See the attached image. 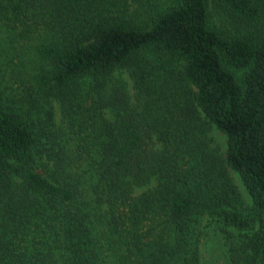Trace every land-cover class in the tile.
Listing matches in <instances>:
<instances>
[{
	"label": "trees",
	"instance_id": "obj_1",
	"mask_svg": "<svg viewBox=\"0 0 264 264\" xmlns=\"http://www.w3.org/2000/svg\"><path fill=\"white\" fill-rule=\"evenodd\" d=\"M37 31L0 76V264H202L205 218L264 264V0H0L6 64Z\"/></svg>",
	"mask_w": 264,
	"mask_h": 264
},
{
	"label": "rangeland",
	"instance_id": "obj_2",
	"mask_svg": "<svg viewBox=\"0 0 264 264\" xmlns=\"http://www.w3.org/2000/svg\"><path fill=\"white\" fill-rule=\"evenodd\" d=\"M229 31V30H228ZM230 33V32H229ZM43 35L40 31L35 32L31 35L30 40L25 44V47L22 50V55L19 53H13L12 51L8 52V59L11 60V64L5 63V56L0 51V76H5L8 79V74L12 73L14 69L23 68L25 75L33 74L35 69L41 67V61L34 54L35 47L41 42ZM30 75V77H31ZM236 75V74H235ZM238 76V75H237ZM15 89H21L20 84L14 85ZM19 94V93H18ZM53 107V120L57 124L65 122L60 114L58 103L53 101L51 103ZM68 135L72 136V132L69 130ZM209 138L211 140L210 147L213 150H216L220 155L225 154L226 152V137L217 129L213 128L209 133ZM74 149V145H70ZM228 174L230 176L231 182H233L237 191L241 195L243 201L246 202V205L250 202V198L243 187L238 175L228 169ZM203 226L205 228V234L201 241V262L202 264H229L226 254V249L224 247L225 238L230 234V230L227 231L223 236L220 234L216 235L207 224L206 218L203 221Z\"/></svg>",
	"mask_w": 264,
	"mask_h": 264
}]
</instances>
